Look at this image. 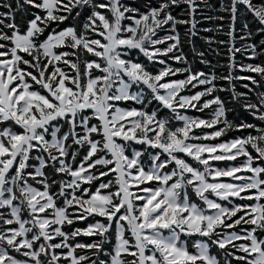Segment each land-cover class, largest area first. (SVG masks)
Masks as SVG:
<instances>
[{
    "label": "snow or ice",
    "instance_id": "snow-or-ice-1",
    "mask_svg": "<svg viewBox=\"0 0 264 264\" xmlns=\"http://www.w3.org/2000/svg\"><path fill=\"white\" fill-rule=\"evenodd\" d=\"M261 58L264 0H0V264H264Z\"/></svg>",
    "mask_w": 264,
    "mask_h": 264
},
{
    "label": "trees",
    "instance_id": "trees-1",
    "mask_svg": "<svg viewBox=\"0 0 264 264\" xmlns=\"http://www.w3.org/2000/svg\"><path fill=\"white\" fill-rule=\"evenodd\" d=\"M138 2H143V0H138ZM211 26L212 25L208 24L207 22H205L204 24L201 25V27H211ZM209 35H215L216 39H224V37L220 34L201 32L199 36L193 37L192 41H193V44L195 46V52L198 53V52L203 51L205 53V57L208 60H211L213 62V64L215 65L218 61L222 60V57L220 55H217V53H216L217 45L216 44L210 45L203 38V37L209 36ZM258 40H259V37H257V41ZM220 51L222 52L223 49H220ZM184 52L188 56L189 61L191 62L194 70L205 69V66L200 63V58L193 52L192 45L185 43L184 44ZM239 58L240 57H238V59ZM261 59H264V58H261ZM246 62H253V61H246ZM255 62H259V60L255 61ZM238 74L247 75L248 73H238ZM245 82H241V83H245ZM238 90L239 91H245V89H243L239 85H238ZM261 90H264V89H261ZM221 95L223 97H225L226 99L229 98L228 93H221ZM228 106L235 109V111L230 114L229 119H233V120L248 119L249 121H251V117H248L247 114L238 105L230 103Z\"/></svg>",
    "mask_w": 264,
    "mask_h": 264
},
{
    "label": "rangeland",
    "instance_id": "rangeland-1",
    "mask_svg": "<svg viewBox=\"0 0 264 264\" xmlns=\"http://www.w3.org/2000/svg\"><path fill=\"white\" fill-rule=\"evenodd\" d=\"M189 114H194V113H189ZM220 166H221V167H223L224 165H223V164H221Z\"/></svg>",
    "mask_w": 264,
    "mask_h": 264
}]
</instances>
